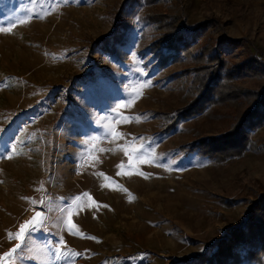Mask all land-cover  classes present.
<instances>
[{
  "label": "rangeland",
  "instance_id": "1",
  "mask_svg": "<svg viewBox=\"0 0 264 264\" xmlns=\"http://www.w3.org/2000/svg\"><path fill=\"white\" fill-rule=\"evenodd\" d=\"M123 1L0 0V264H178L250 208L226 209L215 194L235 189L242 171L262 177L264 153L214 174L210 161L178 152L181 126L157 133L153 112L175 81L139 55L146 27L134 18L120 61L92 47ZM184 1L189 30L213 15L222 37L264 51V0ZM254 138L264 142V126ZM37 208L41 225L15 250Z\"/></svg>",
  "mask_w": 264,
  "mask_h": 264
},
{
  "label": "trees",
  "instance_id": "2",
  "mask_svg": "<svg viewBox=\"0 0 264 264\" xmlns=\"http://www.w3.org/2000/svg\"><path fill=\"white\" fill-rule=\"evenodd\" d=\"M186 6L184 0H124L109 10L112 32L92 47L120 61L118 47L124 45L134 18L146 27L139 38V55L164 79L175 81L173 92L160 99L153 112L157 133L168 135L181 126L184 140L178 141V152L210 161L217 174L226 163L264 153V142L254 138L264 126V51L245 39L222 37L223 22L213 15L189 30ZM224 45L238 52L229 54ZM68 79L81 78L72 74ZM233 182L235 189L223 186L215 199L226 209L249 204L244 219L228 227L207 252L178 264H264V175L252 179L242 171ZM200 213L209 221L227 220L214 209Z\"/></svg>",
  "mask_w": 264,
  "mask_h": 264
},
{
  "label": "water",
  "instance_id": "3",
  "mask_svg": "<svg viewBox=\"0 0 264 264\" xmlns=\"http://www.w3.org/2000/svg\"><path fill=\"white\" fill-rule=\"evenodd\" d=\"M37 213H39V217H37ZM44 217V212L41 208L34 209L28 216L27 218L21 223L19 227V238L17 241V244L15 245V250H17L23 242L25 241L26 237L35 229H37ZM31 222V223H30ZM23 229V231H22Z\"/></svg>",
  "mask_w": 264,
  "mask_h": 264
},
{
  "label": "snow or ice",
  "instance_id": "4",
  "mask_svg": "<svg viewBox=\"0 0 264 264\" xmlns=\"http://www.w3.org/2000/svg\"><path fill=\"white\" fill-rule=\"evenodd\" d=\"M37 217H39V213H37ZM31 223V222H30ZM22 231H23V229H22Z\"/></svg>",
  "mask_w": 264,
  "mask_h": 264
}]
</instances>
